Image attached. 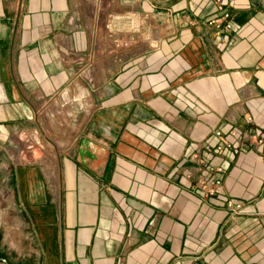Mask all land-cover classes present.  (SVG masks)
Returning <instances> with one entry per match:
<instances>
[{
	"label": "crops",
	"instance_id": "crops-1",
	"mask_svg": "<svg viewBox=\"0 0 264 264\" xmlns=\"http://www.w3.org/2000/svg\"><path fill=\"white\" fill-rule=\"evenodd\" d=\"M257 128L264 0H0V264H264Z\"/></svg>",
	"mask_w": 264,
	"mask_h": 264
},
{
	"label": "built area",
	"instance_id": "built-area-1",
	"mask_svg": "<svg viewBox=\"0 0 264 264\" xmlns=\"http://www.w3.org/2000/svg\"><path fill=\"white\" fill-rule=\"evenodd\" d=\"M216 3H221V0H214ZM225 19L229 18L228 14L223 16ZM209 26L220 29L221 24L218 19H213L208 22ZM225 29H230L231 26L227 23L224 27ZM248 123H253L251 117L247 119ZM264 130L257 128L252 131H245L239 134L237 130H232L229 134L232 138H237L240 140L239 146L237 147L238 153H243V147L251 146L255 150L264 153ZM214 136L217 139V143L214 146L209 144H203L202 149L205 153L209 155H222L227 151H232L234 149L233 143L225 137L222 131L218 130L214 132ZM199 175L197 177L196 186L204 192L206 197H213L219 195L221 192L222 181L217 177L218 174L223 173L221 167L211 166L206 160H199ZM190 178V175H187ZM228 207L233 213L237 215L240 211L241 205L239 203L228 202Z\"/></svg>",
	"mask_w": 264,
	"mask_h": 264
},
{
	"label": "rangeland",
	"instance_id": "rangeland-1",
	"mask_svg": "<svg viewBox=\"0 0 264 264\" xmlns=\"http://www.w3.org/2000/svg\"><path fill=\"white\" fill-rule=\"evenodd\" d=\"M67 103V105H66V111L67 112H69V106L71 107V104H73V102H71L70 104L68 103V102H66ZM59 111V110H58ZM64 114H66L65 112H61V113H59V114H54V116L56 117V118H58V117H60V118H63L64 117ZM43 133V132H42ZM44 136V135H43ZM53 139V138H52ZM45 141H44V146L42 147V148H37L39 151H40V153L43 151V152H46V150L48 151V152H50V155H54L57 151H59V147H58V145H52V143H50V140H49V138L47 139L46 138V135H45V139H44ZM45 144H47V145H45Z\"/></svg>",
	"mask_w": 264,
	"mask_h": 264
}]
</instances>
